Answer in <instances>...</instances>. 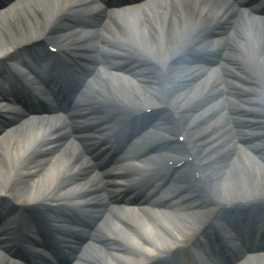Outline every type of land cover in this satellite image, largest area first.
<instances>
[{"label":"bare ground","instance_id":"6f19581e","mask_svg":"<svg viewBox=\"0 0 264 264\" xmlns=\"http://www.w3.org/2000/svg\"><path fill=\"white\" fill-rule=\"evenodd\" d=\"M197 1L155 0L109 19L88 36L58 24L73 0L23 1L0 12V62L39 38L65 55H79L85 43L90 45L83 50L96 43L97 54L134 61L119 73L110 63L101 66L83 102L99 107L104 126L125 114L162 109L143 138L172 143L135 166L125 163L128 172L134 167L136 174L168 180L176 190L160 189L158 206L146 213L97 207L103 198L84 156L68 141L52 147L54 126L31 122L0 136V195L18 211L6 221L13 229L36 227L24 212L37 209L65 236L80 226L58 220L55 212L75 208L97 217L79 264H144L161 259L164 251L175 253L190 233L215 220V208L264 197V21L237 16L219 0H208L203 18ZM216 25L218 37H207L206 29ZM196 52L218 59L213 66H190ZM198 197L203 204L193 202ZM0 264L11 263L0 257ZM244 264H264V258Z\"/></svg>","mask_w":264,"mask_h":264},{"label":"water","instance_id":"95a60500","mask_svg":"<svg viewBox=\"0 0 264 264\" xmlns=\"http://www.w3.org/2000/svg\"><path fill=\"white\" fill-rule=\"evenodd\" d=\"M93 20L88 17H81L79 12L77 10H71L70 12L64 14L60 22H58L60 27H64L65 29L69 31H74L76 33H83L86 36H88V31L92 26ZM90 41L92 37L90 36ZM85 45V46H84ZM83 48L77 53L82 54L83 49L87 46H89V43H85ZM49 47L56 48L60 51V49L49 39L45 38H39L35 40L32 43H26V45L21 49L18 50V54L11 55L7 58L8 62L12 66H16L18 63H20L23 60H26L28 57H32L35 54H37L40 50L45 52L50 49ZM70 57V55H68ZM55 56L52 55V59ZM71 61H63L62 63L59 62L56 59H53V65L55 69H57L62 75L65 77L73 78L78 72V69H80L79 65H81L82 56L75 55L70 57ZM79 64V65H78ZM157 117L156 111L151 112H135L131 114H125L121 118V125L123 126V129L125 130V124H128V128H131L136 124L137 122H145V123H151L153 122ZM237 208H232V215H230L229 220H238V221H251V220H264V216L261 215V213L264 212V200L261 197L252 199L250 202L245 203H236ZM26 212L22 210L28 215L29 218H33L38 215V210L35 209H25ZM18 211L16 210V207L14 203H12L8 197L0 195V221L6 220L8 217H12L15 213ZM231 218V219H230Z\"/></svg>","mask_w":264,"mask_h":264},{"label":"rangeland","instance_id":"374dc122","mask_svg":"<svg viewBox=\"0 0 264 264\" xmlns=\"http://www.w3.org/2000/svg\"><path fill=\"white\" fill-rule=\"evenodd\" d=\"M232 126H233V125H232ZM219 209L221 210L222 208L220 207V208L216 209V210H215V212H218V211H219ZM215 212H214V213H215ZM204 225H207V223H206V224H204Z\"/></svg>","mask_w":264,"mask_h":264}]
</instances>
